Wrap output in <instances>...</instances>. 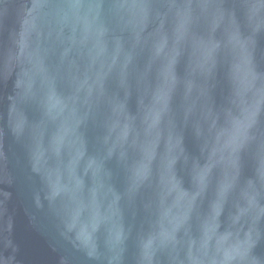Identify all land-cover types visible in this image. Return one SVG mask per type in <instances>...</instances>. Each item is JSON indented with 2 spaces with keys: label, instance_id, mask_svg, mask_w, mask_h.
<instances>
[{
  "label": "water",
  "instance_id": "obj_1",
  "mask_svg": "<svg viewBox=\"0 0 264 264\" xmlns=\"http://www.w3.org/2000/svg\"><path fill=\"white\" fill-rule=\"evenodd\" d=\"M0 264H264V0H0Z\"/></svg>",
  "mask_w": 264,
  "mask_h": 264
}]
</instances>
